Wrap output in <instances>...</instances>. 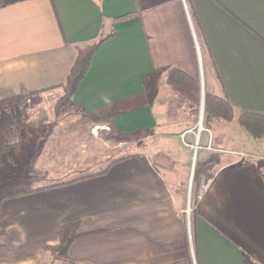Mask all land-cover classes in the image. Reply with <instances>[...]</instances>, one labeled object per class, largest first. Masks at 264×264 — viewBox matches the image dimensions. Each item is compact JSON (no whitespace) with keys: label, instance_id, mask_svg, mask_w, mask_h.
<instances>
[{"label":"crops","instance_id":"1","mask_svg":"<svg viewBox=\"0 0 264 264\" xmlns=\"http://www.w3.org/2000/svg\"><path fill=\"white\" fill-rule=\"evenodd\" d=\"M102 39L42 152L81 121L93 140L132 138L133 153L104 175L84 178L111 163L2 197L0 264H46L65 242L78 264H264V138L227 137L226 148V136L204 137L203 158L208 146L220 154L192 215L186 169L162 162L194 128L191 105L167 83L173 69L226 100L235 122L264 116V0H0V110L56 103L78 50ZM13 123L0 120L1 178L13 169L2 162L14 158Z\"/></svg>","mask_w":264,"mask_h":264},{"label":"rangeland","instance_id":"2","mask_svg":"<svg viewBox=\"0 0 264 264\" xmlns=\"http://www.w3.org/2000/svg\"><path fill=\"white\" fill-rule=\"evenodd\" d=\"M205 97L206 92L204 94L201 93L200 106L197 111L189 103L191 105V111L188 114L193 116L192 123L194 127L189 135L190 138L188 137L187 140H185L182 138L184 135H182V147L181 151L177 150L179 151V153L176 154L177 157H174L175 159L166 157L162 160L163 164L172 168L173 171L181 166H184L186 169L184 186L187 194L186 212L188 213L189 209H191L189 215L193 214L195 202L200 192H194V178L196 177L198 179V183L199 179L208 181L212 176V171H215V156L220 154L219 152L217 153V151L211 153V148L208 146V151L206 152H209V155L203 158L204 153L201 151V145L204 144V137H208V139L211 140V135L216 137H219V135L226 136V138H224V145L226 148H229L230 140L227 137L233 139L235 136L237 138L250 136L239 126L238 120L235 122V119L233 123L220 120L212 121L210 124L206 123ZM18 100H15V104L12 107L9 106L7 110H0V120H5L7 118L13 119V131L15 135L13 139L14 158L8 160L3 159L2 161L3 163H7L10 167L12 165L13 169L11 171L9 170L7 176L4 175L2 176L3 178L0 177V201L5 195L19 194L34 188L46 187L63 180L75 179L83 175V173L76 174L74 171L78 172L79 170L88 168L90 173L100 172L110 163L119 160L120 157L128 156L133 153L135 145L132 138L126 139L125 142H119L116 137L108 133L106 135L94 133L96 135L95 140H93L92 135L86 133V129L82 126L81 121H79L76 128L67 126L63 129L65 132L63 131L62 135L67 136L65 137V139H67L65 140L66 142L63 141L61 145L60 141H58V136L56 140L49 142L46 151L42 152L46 137L52 136L51 134L54 131V121L62 118L65 109L70 105L64 107L60 117L57 118L55 110L59 100L56 103L46 101V103L40 107L41 111L38 110L36 101L28 105H16ZM201 118L203 131L199 136V122ZM78 119H82V116L79 115ZM32 120H41V126L35 127L31 124L29 125V121ZM75 129H77V133L74 134L72 132L74 136L69 140L70 131ZM41 133H45V136H39ZM249 138L261 140L264 137L261 139H254L250 136ZM60 146L64 147L60 148ZM195 148H197L196 152L199 153L198 157L195 154ZM123 151L125 154H123ZM152 161L156 160L154 159ZM193 163L194 167L192 168ZM192 169L195 171L193 182H191ZM68 171L75 174H63V172L67 173ZM175 177L183 178L182 175L177 174ZM58 253L59 250L55 252L51 251V256H49L46 264H66V258L63 255L60 256Z\"/></svg>","mask_w":264,"mask_h":264},{"label":"trees","instance_id":"3","mask_svg":"<svg viewBox=\"0 0 264 264\" xmlns=\"http://www.w3.org/2000/svg\"><path fill=\"white\" fill-rule=\"evenodd\" d=\"M103 39L94 46L78 50V56L76 63L67 79V82L63 86V96L59 99L55 115L60 117L61 111L64 107L68 106L72 102V98L76 92L77 87L88 73L91 65V60L96 53L99 46L103 43ZM168 85L171 89L182 97L185 101L190 103L192 107L197 111L200 106L201 91L198 81L190 78L185 73L173 69L168 73L167 79ZM235 119L233 107L224 99L215 97L210 94H206L205 97V122L210 124L212 121L220 120L227 123L233 122ZM238 124L242 127L250 136L254 139H261L264 137V116L255 114H242L238 119ZM128 159V158H123ZM123 159L112 162L102 173L89 175L84 178H92L104 175L108 172L110 167ZM257 166L264 177V160H259ZM82 178V179H84ZM194 192L199 191L198 179L194 178ZM198 199L195 202L197 203ZM3 235V234H0ZM67 243L65 242L63 248L59 251V255L62 256L66 250ZM66 264H78L70 260H65ZM91 264V263H83ZM244 264H255L249 256H244Z\"/></svg>","mask_w":264,"mask_h":264},{"label":"built area","instance_id":"4","mask_svg":"<svg viewBox=\"0 0 264 264\" xmlns=\"http://www.w3.org/2000/svg\"><path fill=\"white\" fill-rule=\"evenodd\" d=\"M204 99V98H203ZM203 99H202V101H203ZM201 123H202V118H201V121L199 122V125H201ZM199 130H202L201 129V127H199ZM202 132V131H201ZM199 136H200V133H199ZM184 137H185V135L184 136H182V138L184 139ZM198 147V146H197ZM197 149V148H196ZM241 157L242 158H245V156H243V155H241ZM208 185L209 184H207L205 187H204V190H206L207 188H208ZM190 212L188 211V213L187 214H189Z\"/></svg>","mask_w":264,"mask_h":264},{"label":"water","instance_id":"5","mask_svg":"<svg viewBox=\"0 0 264 264\" xmlns=\"http://www.w3.org/2000/svg\"><path fill=\"white\" fill-rule=\"evenodd\" d=\"M201 117H202V115H201ZM198 133L201 134V130H199ZM193 177H194V175L191 176V182H193ZM190 185H191V184H190Z\"/></svg>","mask_w":264,"mask_h":264},{"label":"bare ground","instance_id":"6","mask_svg":"<svg viewBox=\"0 0 264 264\" xmlns=\"http://www.w3.org/2000/svg\"><path fill=\"white\" fill-rule=\"evenodd\" d=\"M200 127H201V129H202L201 131H203V124H202V123H201ZM189 212H190V211H189Z\"/></svg>","mask_w":264,"mask_h":264}]
</instances>
